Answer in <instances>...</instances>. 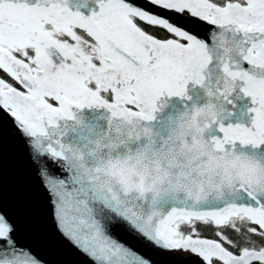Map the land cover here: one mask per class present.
Returning <instances> with one entry per match:
<instances>
[{"label":"snow or ice","instance_id":"snow-or-ice-1","mask_svg":"<svg viewBox=\"0 0 264 264\" xmlns=\"http://www.w3.org/2000/svg\"><path fill=\"white\" fill-rule=\"evenodd\" d=\"M145 4L170 15L0 0V113L51 226L89 264H154L124 236L198 264H264V0ZM240 93L250 126L229 122ZM0 264H48L21 243L2 186Z\"/></svg>","mask_w":264,"mask_h":264},{"label":"water","instance_id":"water-1","mask_svg":"<svg viewBox=\"0 0 264 264\" xmlns=\"http://www.w3.org/2000/svg\"><path fill=\"white\" fill-rule=\"evenodd\" d=\"M137 1L145 4V0ZM145 5L153 11L170 15L161 9ZM173 22L194 33L202 34L204 31L201 25L184 18L173 19ZM190 94L202 95V91L199 86L195 88L190 86ZM182 104L180 98H171L168 110L180 108ZM251 106V97L240 93L231 106L234 115L229 122L245 123L250 126L254 115L248 111ZM0 186H2L4 206L16 220L22 244L31 246L32 251L47 260L48 264H89L85 257L54 232L46 198L35 183L27 152L18 136L14 134L10 118L3 113H0ZM123 238L143 254L151 257L154 264H198L197 258L189 252L162 253L131 237Z\"/></svg>","mask_w":264,"mask_h":264},{"label":"trees","instance_id":"trees-1","mask_svg":"<svg viewBox=\"0 0 264 264\" xmlns=\"http://www.w3.org/2000/svg\"><path fill=\"white\" fill-rule=\"evenodd\" d=\"M146 27H147V26H146ZM155 31H156V33H157L158 35H162V36H166V35H167L166 33H162L161 30H159V29H156Z\"/></svg>","mask_w":264,"mask_h":264},{"label":"bare ground","instance_id":"bare-ground-1","mask_svg":"<svg viewBox=\"0 0 264 264\" xmlns=\"http://www.w3.org/2000/svg\"><path fill=\"white\" fill-rule=\"evenodd\" d=\"M138 2V1H137ZM138 3H140V2H138ZM142 5H144V6H146V7H148L147 5H145L144 3H141Z\"/></svg>","mask_w":264,"mask_h":264}]
</instances>
